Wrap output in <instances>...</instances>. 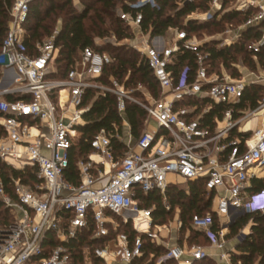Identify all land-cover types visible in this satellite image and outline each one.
<instances>
[{"label": "built area", "instance_id": "built-area-1", "mask_svg": "<svg viewBox=\"0 0 264 264\" xmlns=\"http://www.w3.org/2000/svg\"><path fill=\"white\" fill-rule=\"evenodd\" d=\"M36 1H13L0 46V162L19 170L31 167L38 181L30 189L14 179V199L0 179V199L13 217L0 226V264H74V245L83 234L93 247L84 264H135L143 254L141 234L151 243L164 245L165 251L155 264L226 260L225 231L250 212H264V190L248 191L252 179L264 177V95L256 108L237 110V118H233V106L225 109L213 129L202 118L210 103H239L246 88L262 83L264 77L242 61L232 64L238 77L224 69L219 74L209 73L203 41L184 29L169 28L155 35L151 28L143 30L142 8H158V1L137 0L127 2L129 10L120 9L118 16L132 29L133 38L127 44L146 62L159 87V97L147 89L145 100L139 102L115 79L109 86L94 82L92 78L101 75L112 58L89 47L80 51L64 78H55L59 28L31 47L28 43L26 26ZM231 10L252 12L238 28L225 31L222 46L232 45L244 30L253 28L260 38L251 42L250 48L258 49L264 44V0H209L206 11L192 12L188 18L219 19ZM107 41L120 44L114 35L95 43ZM176 52L194 55L193 74L185 67L174 75L171 66ZM89 88L96 90L95 97L114 94L119 112L125 110L127 101L138 104L146 111V122L151 123L136 140L130 137L124 142L122 153L115 151L104 130L93 136L92 153L77 162L80 182L75 184L67 181L64 173L70 150L80 137L76 126L85 123L81 114L93 102L83 106ZM7 95L19 98L9 101ZM257 113H262V121L253 130H243ZM233 130L249 131L250 136L230 138ZM171 176L182 179L183 189L189 182L200 181L212 195L211 211L218 218V233L211 230L209 213L195 215L191 222L192 228L209 240L208 246L164 242L171 225L157 224L152 217L154 206L141 205L139 193L147 196L157 192L165 209L170 210L166 190L170 185L180 188ZM128 223L137 233L133 240L119 231L120 225ZM174 224L178 232V208Z\"/></svg>", "mask_w": 264, "mask_h": 264}, {"label": "trees", "instance_id": "trees-1", "mask_svg": "<svg viewBox=\"0 0 264 264\" xmlns=\"http://www.w3.org/2000/svg\"><path fill=\"white\" fill-rule=\"evenodd\" d=\"M13 1L0 0V46L8 28ZM135 1L137 0H37L31 5L30 18L26 26L29 46L31 47L36 42L49 37L55 29L59 28L56 37V45L59 47L56 59L57 73L53 74L55 78H64L78 58L80 51L89 47L99 53H107L112 58V62L105 65L101 75L92 78L94 82L109 86L111 79H115L125 88L131 84L141 83L152 93L153 97H159V87L152 78L146 62L127 44V41L133 38L132 29L123 23L118 16L120 9L122 11L129 10L126 5L127 2ZM157 1L158 8L150 6L142 8L143 30L151 28L152 35H155L164 34L169 28H175L184 29L189 36L195 35L203 41L202 48L208 53L209 73L216 72L219 74L224 69L230 72L233 77H238L240 74L232 65L237 63L238 55H240L242 63L250 70L258 71L259 67L264 69V44L258 49L247 48V46L250 47L251 42L260 38V33L253 28L244 30L238 41L230 46H219L217 42L202 39L203 31L210 34L222 33L226 26L232 28L234 24L238 28L245 22L252 12L251 10L246 12L231 10L222 14L219 19L199 21L190 19L188 16L195 11L199 13L206 11L209 0L183 4L179 3L184 0ZM58 21L59 24L57 25ZM112 35L120 44L110 41L102 45L95 43L96 39L111 38ZM173 58L175 64L171 66V69L175 76L185 67L188 68L189 73H194L196 66L192 53L176 52ZM262 85H249L240 102L234 105L210 103V110L203 115L202 121L213 129L215 120L220 119L223 111L231 106L235 110L233 118L239 116L237 110L256 108L263 97ZM95 94V89L89 88L86 91L83 106H88L93 102L90 109L81 114L85 123L76 126L80 132V137L70 150L69 167L64 173L65 179L75 184L80 182L77 162L80 159H86L92 151L90 140L93 136L104 130L115 151L122 153L126 148L125 143L119 138L122 135L123 122L127 121L130 134L136 140L141 134L146 119V111L134 102L127 101L125 110L119 112L114 94L105 92L96 97ZM5 98L12 101L18 99L19 96L7 95ZM235 136L244 140L250 136V132L233 130L230 138ZM0 179L5 191L14 199L16 198L13 191L14 179H19L24 186L30 189H33L34 185L38 183L33 168L27 167L24 170H19L2 162H0ZM262 190H264V177L252 179L248 191L257 193ZM137 197L142 206H154L152 217L157 224H164L169 221L172 213L178 208L181 223L178 233L184 235L183 243L185 240L188 245L199 241H202L204 246H208L210 243L202 232L192 228L191 222L195 215L211 214L213 219L211 230L215 235L218 233V218L211 211L212 195L206 193L200 181L189 182L186 189L178 188L175 185L168 186L165 198L171 207L170 210L165 209L163 198L157 192H152L147 196H142L139 193ZM12 219V215L0 199V226H4ZM249 221H252L251 233L238 245L240 254L231 255L230 259L233 264H237V261H240L241 264H253L255 258H260L258 264H264V212H250L239 218L230 226V234L233 237L237 236L240 229ZM119 231L127 233L130 240L137 236L130 223L120 225ZM140 236L143 240V254L136 260L135 264H155V259L159 257L162 251H165L164 246L151 243L145 234ZM177 241L179 244H183L178 238ZM74 247V264H84L85 257H90L93 249L86 240L85 234L81 235ZM162 264L177 263L168 260ZM193 264H218V262L212 258H205Z\"/></svg>", "mask_w": 264, "mask_h": 264}, {"label": "rangeland", "instance_id": "rangeland-1", "mask_svg": "<svg viewBox=\"0 0 264 264\" xmlns=\"http://www.w3.org/2000/svg\"><path fill=\"white\" fill-rule=\"evenodd\" d=\"M75 3H77L76 1H75ZM59 24V21L57 22V25ZM234 27V28H233ZM231 29H235V28H237L236 27V25L234 24V26H233ZM229 27L228 26H226L225 27V30H224V32H222V33H217V32H215V33H213V34H210L209 32H207V31H203V35H202V39H205V40H210L211 42H217L218 44H219V46H222V44H223V42H224V39L227 37V35L225 34V31L228 29ZM100 42H102V41H100ZM100 45H102V44H100ZM247 48H250V47H248L247 46ZM240 61H242L241 60V58H240V55H238V61H237V63L236 64H238ZM262 74V75H264V69H261L260 67L258 68V71H256V74ZM258 74V75H259ZM119 83V82H118ZM119 84H121V83H119ZM2 85H5V84H2ZM263 87H262V95H264V85H262ZM125 88V87H124ZM125 91H127L129 94H130V96L132 97V98H134L135 100H137V101H139V102H141V101H143V100H145V95H144V93H146L147 92V88L143 85V84H141V83H137V84H131V85H128L126 88H125ZM96 95V94H95ZM262 113H257L256 114V116L252 119V120H250V121H248L247 123H246V127L244 126V128H248L249 127V125H251V126H253L252 127V130L255 128V123L257 122V119H258V116H260ZM127 122V121H126ZM150 123L151 122H146V119L144 120V123H143V127H142V130H141V132L144 130V129H146V127H148V125H150ZM250 123V124H249ZM140 132V133H141ZM132 138V140H134L133 139V137L131 136V134H130V129H128V127L126 126V124H125V122H123V129H122V135L119 137L120 138V140H122L123 142H126V141H128L129 140V138ZM90 153H92V151L90 152ZM118 153V152H117ZM171 181L172 182H177L178 183V186L180 187V188H185V185H184V183L182 182V179H180L178 176H171ZM9 213H10V211H9ZM175 216H176V210L172 213V215H171V217H170V220L169 221H167L166 222V224H168V225H171L170 226V234L168 235V237H166L167 239H169L170 238V236H172L173 238H178L180 241H182V243H183V240H184V235H180L178 232H176V231H174L175 229H174V221H175ZM166 241V240H165ZM197 244H202L203 245V242L202 241H199ZM160 245H162V244H160ZM162 246H164V245H162ZM164 253V251H162V253L159 255V256H161L162 254ZM158 257L155 259V263L158 261Z\"/></svg>", "mask_w": 264, "mask_h": 264}, {"label": "crops", "instance_id": "crops-1", "mask_svg": "<svg viewBox=\"0 0 264 264\" xmlns=\"http://www.w3.org/2000/svg\"><path fill=\"white\" fill-rule=\"evenodd\" d=\"M259 74V73H258ZM260 76L264 77V75L262 74H259ZM260 84H263L264 85V81ZM263 120H264V116H263ZM262 121V117L261 116H258V119H257V122L255 123V127L258 125V123ZM127 123V122H126ZM250 124V123H249ZM246 125V124H245ZM244 125V126H245ZM126 126L128 127V125L126 124ZM246 127V126H245ZM252 127L251 125H249L248 128H244L243 130H252ZM128 129H130V127H128ZM263 178V177H262ZM251 183V181H250ZM251 226H252V221H249L242 229H240L239 231V234L237 236H231L230 234V229L227 231V236H225V252L229 253V256L226 260L224 261H220V260H217L218 264H233L231 262V255L233 254H237L239 255L240 254V251L238 250V245L246 239L247 235H249L251 233ZM243 234V238H240L239 239V236ZM166 240V241H165ZM164 242H169L170 245H188L185 241L183 244H179L178 241H177V238L175 239H165ZM214 259V258H212ZM259 259L260 258H255L254 260V263L253 264H258L259 262ZM216 260V259H214ZM237 264H241L240 261H237Z\"/></svg>", "mask_w": 264, "mask_h": 264}, {"label": "bare ground", "instance_id": "bare-ground-1", "mask_svg": "<svg viewBox=\"0 0 264 264\" xmlns=\"http://www.w3.org/2000/svg\"><path fill=\"white\" fill-rule=\"evenodd\" d=\"M95 159H98L96 156H94ZM264 173V172H263ZM224 236H227V231H225Z\"/></svg>", "mask_w": 264, "mask_h": 264}]
</instances>
